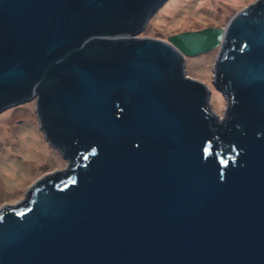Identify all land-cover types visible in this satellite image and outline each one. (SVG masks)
Returning a JSON list of instances; mask_svg holds the SVG:
<instances>
[{
    "label": "water",
    "instance_id": "1",
    "mask_svg": "<svg viewBox=\"0 0 264 264\" xmlns=\"http://www.w3.org/2000/svg\"><path fill=\"white\" fill-rule=\"evenodd\" d=\"M167 1L0 0V114L35 100L67 162L0 207V264H264V0L137 36Z\"/></svg>",
    "mask_w": 264,
    "mask_h": 264
},
{
    "label": "rangeland",
    "instance_id": "2",
    "mask_svg": "<svg viewBox=\"0 0 264 264\" xmlns=\"http://www.w3.org/2000/svg\"><path fill=\"white\" fill-rule=\"evenodd\" d=\"M250 0H168L148 21L139 37L166 41L169 37L207 28H224L246 8ZM217 50L185 60L187 76L210 86V102L221 115L226 101L212 85ZM36 101L12 107L0 114V207L24 197L29 176L67 163L49 145L39 127Z\"/></svg>",
    "mask_w": 264,
    "mask_h": 264
},
{
    "label": "flooded vegetation",
    "instance_id": "3",
    "mask_svg": "<svg viewBox=\"0 0 264 264\" xmlns=\"http://www.w3.org/2000/svg\"><path fill=\"white\" fill-rule=\"evenodd\" d=\"M35 101V100H34Z\"/></svg>",
    "mask_w": 264,
    "mask_h": 264
}]
</instances>
